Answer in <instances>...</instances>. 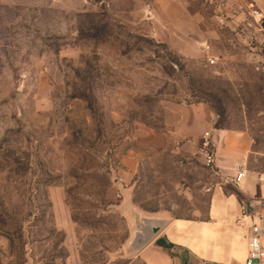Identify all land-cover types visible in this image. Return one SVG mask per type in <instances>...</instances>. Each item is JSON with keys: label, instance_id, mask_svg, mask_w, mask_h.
Returning <instances> with one entry per match:
<instances>
[{"label": "rangeland", "instance_id": "obj_1", "mask_svg": "<svg viewBox=\"0 0 264 264\" xmlns=\"http://www.w3.org/2000/svg\"><path fill=\"white\" fill-rule=\"evenodd\" d=\"M252 10L258 0H0V264H143L142 245L126 247L135 207L199 216L213 172L202 140L173 150L171 109L206 105L213 129L243 134L247 158L264 160V18Z\"/></svg>", "mask_w": 264, "mask_h": 264}, {"label": "crops", "instance_id": "obj_2", "mask_svg": "<svg viewBox=\"0 0 264 264\" xmlns=\"http://www.w3.org/2000/svg\"><path fill=\"white\" fill-rule=\"evenodd\" d=\"M258 5L264 17V1L258 0ZM163 126L169 144L178 152L196 150L203 134L212 133L214 183L207 207L204 211L199 209V216L167 221L161 213H145L132 206L143 217L138 241H143L149 229L157 230L163 225L161 233L156 232L135 250L136 259L143 264H245L248 225L255 221L254 215L264 195V185L258 181L259 174L264 172V160L247 158L248 143L243 134L213 129L211 113L202 103L171 109L164 116ZM143 135L151 141L155 138L148 131ZM241 162H245L247 172L237 183L233 167ZM122 165L123 175L117 185L125 197L124 203H128V183L137 165L131 158ZM157 240L167 247L157 245ZM138 246L134 238L126 245L127 249Z\"/></svg>", "mask_w": 264, "mask_h": 264}, {"label": "built area", "instance_id": "obj_3", "mask_svg": "<svg viewBox=\"0 0 264 264\" xmlns=\"http://www.w3.org/2000/svg\"><path fill=\"white\" fill-rule=\"evenodd\" d=\"M251 16L254 19L261 20L262 15L257 10L251 11ZM205 46L207 52L206 62L208 65H215L218 62V56L210 52V47ZM210 135L208 132L203 134L202 137V149L201 155L204 160V165L206 167H213V153L211 151L212 144ZM235 171V182L239 183L247 172L245 162L235 164L233 167ZM258 181L260 184L264 185V172L260 173L258 176ZM245 218V215L242 217ZM255 221L248 225L247 231V254L245 259V264H264V195H262L259 208L254 215Z\"/></svg>", "mask_w": 264, "mask_h": 264}, {"label": "water", "instance_id": "obj_4", "mask_svg": "<svg viewBox=\"0 0 264 264\" xmlns=\"http://www.w3.org/2000/svg\"><path fill=\"white\" fill-rule=\"evenodd\" d=\"M157 232V230H155V229H149L147 232H145V234H147L145 237H143V241H138L137 239L136 240H134L135 241V244H137L138 243V245L139 244H141V245H143V243H145L146 241H148L151 237H153V235L155 234ZM151 236L149 239H148V236ZM141 235L139 234L138 235V237H140ZM140 246V245H139Z\"/></svg>", "mask_w": 264, "mask_h": 264}, {"label": "trees", "instance_id": "obj_5", "mask_svg": "<svg viewBox=\"0 0 264 264\" xmlns=\"http://www.w3.org/2000/svg\"><path fill=\"white\" fill-rule=\"evenodd\" d=\"M156 244L159 245V246H162V247H167V244L160 243V240H157Z\"/></svg>", "mask_w": 264, "mask_h": 264}]
</instances>
